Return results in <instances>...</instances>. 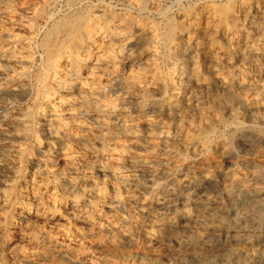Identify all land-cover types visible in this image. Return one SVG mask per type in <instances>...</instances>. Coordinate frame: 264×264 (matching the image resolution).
I'll use <instances>...</instances> for the list:
<instances>
[{"label": "bare ground", "instance_id": "obj_1", "mask_svg": "<svg viewBox=\"0 0 264 264\" xmlns=\"http://www.w3.org/2000/svg\"><path fill=\"white\" fill-rule=\"evenodd\" d=\"M134 1L0 2V137L19 144L0 152V264H264V85L239 75L264 60V0L208 6L203 48L192 13ZM213 33L245 34L239 66ZM202 97L230 120L191 115Z\"/></svg>", "mask_w": 264, "mask_h": 264}, {"label": "rangeland", "instance_id": "obj_2", "mask_svg": "<svg viewBox=\"0 0 264 264\" xmlns=\"http://www.w3.org/2000/svg\"><path fill=\"white\" fill-rule=\"evenodd\" d=\"M2 1H3V3L5 4V7H9V5H11V4H15V5H17L18 6V4L19 3H21L22 2V0H13V2H6L5 0H0V2H1V4H2ZM14 1H15V3H14ZM28 1V0H27ZM67 1V2H66ZM88 1V2H87ZM89 1H90V4H89ZM98 2V3H96V2ZM129 1H131V0H105V2L103 1V0H56V2L54 3V5H56L55 6V8H54V5L52 6V8L50 9V10H52V12H54L55 13V15H56V17H60V16H62V14H64V12L65 13H67V11H68V13H69V6L70 5H72V4H78V6H83V4H84V6H87V4L88 5H95V4H99V3H104V4H108V5H111V6H114V7H117V9L118 10H120V11H123L124 9H126V8H128V3H129ZM134 1V0H133ZM146 3H145V2ZM149 1H151V2H149ZM202 1V3L200 2V0H135L133 3H136V4H139V3H141V4H143V5H145V6H147V7H152V8H156V9H163L164 7V9L163 10H165L166 12H167V15H168V18H171V19H175L176 18V14H177V12L179 11V10H184V11H187L188 13H192L193 14V18L191 19V21L189 22V24H188V28L192 31V33H191V35L194 37L195 36V39H196V43H198V46L201 48H203V47H205V37H206V23L204 22V20H205V16H203V15H205V10H206V8H211V7H217V9H224L225 7H227L233 0H201ZM204 1V2H203ZM219 1H222V3L221 2H219ZM225 1V2H224ZM84 2V3H83ZM92 2V3H91ZM113 2V3H112ZM123 4H122V3ZM157 2V3H156ZM200 2V3H199ZM209 2H211V3H209ZM214 2H216L218 5H216ZM6 3H8V4H6ZM149 3V4H148ZM177 3V4H176ZM196 3H198V4H196ZM209 3V4H208ZM119 4H120V6H119ZM125 4H127V5H125ZM154 4V5H153ZM169 4V5H168ZM175 4V5H174ZM186 4H187V6H186ZM191 4V5H190ZM19 5H21V4H19ZM62 5V6H61ZM68 5V6H67ZM173 5V6H172ZM177 5H179V6H177ZM213 5V6H212ZM170 6V7H169ZM176 6V7H175ZM201 6V7H200ZM204 6V7H203ZM208 6H211V7H208ZM72 7V6H71ZM173 7H175V8H177V10L175 9V8H173ZM63 8V9H62ZM65 8V9H64ZM74 8V7H73ZM124 8V9H123ZM179 8V9H178ZM54 9H56V10H54ZM168 9V10H167ZM170 9H171V12H170ZM59 10H60V12H59ZM127 10H129V9H127ZM202 10H203V14H201L202 13ZM137 11V12H136ZM195 11H197V13L195 12ZM131 12V13H130ZM133 12V13H132ZM146 12V13H145ZM195 12V13H194ZM58 13V14H57ZM60 13V14H59ZM62 13V14H61ZM129 13L132 15V16H134L137 20H139L140 22H143V23H145V22H155V23H157V22H161L162 20H161V18L160 17H158V15H156V14H151V12H149V11H142V12H139L135 7H134V9H131L130 11H129ZM142 14V15H140V14ZM148 13V14H147ZM169 13V14H168ZM175 13V14H174ZM137 14H139V15H137ZM150 14V15H149ZM198 14H200L199 16H198ZM153 15V17H151ZM174 17H173V16ZM141 16V17H140ZM195 16V17H194ZM149 17V18H148ZM199 18V19H198ZM152 19V20H151ZM160 19V20H159ZM195 19H197V21L195 20ZM150 20V21H149ZM202 20V21H201ZM200 21V22H199ZM206 21V20H205ZM198 23V24H197ZM205 23V24H204ZM195 24V25H194ZM205 25V26H204ZM200 26V27H199ZM195 27V28H194ZM193 28V29H192ZM195 29V30H194ZM201 30H203V31H201ZM246 30V31H245ZM200 31V32H199ZM244 31L245 32H247V33H249L251 36H254L255 37V35H254V32L250 29V28H248V26L246 25L245 26V28H244ZM195 32V33H194ZM203 32H204V34H203ZM251 32V33H250ZM202 33V34H201ZM241 34V33H240ZM244 33H242L241 35H239L238 34V43H235V44H231V43H229V42H227V41H225L224 39H222L221 38V35L218 33V34H212V38L214 37V41H215V44L216 45H219L221 48H222V50H223V48H224V50L223 51H229L230 52V54H232L233 56H232V61H234L233 63H234V65L235 66H239L240 65V61H239V58L237 59V56H236V54H235V52H236V48H244V45H245V38H244ZM202 39H201V38ZM199 39H201V41L199 40ZM201 44V45H200ZM224 44V45H223ZM240 44V45H239ZM227 47V48H226ZM0 48H1V46H0ZM226 48V49H225ZM231 48V49H230ZM140 49H142V48H140ZM230 49V50H229ZM235 54V55H234ZM237 60V62L235 63V61ZM242 69H243V73H240L239 75H242L241 77L242 78H244V79H246V80H250V81H252V82H254V83H257V84H259V85H264V69H263V67H264V60L262 59V58H260V57H251L250 58V60H249V69L248 70H250V71H248V70H245V68L244 67H242V66H240ZM258 74H260V76L258 75ZM248 75V76H247ZM259 77V78H258ZM254 78V79H253ZM256 78V79H255ZM262 82V83H261ZM246 94H249L248 92H244V95H246ZM202 98H204V99H201V103H202V106H201V108H200V110H194V111H191L190 113H191V115L193 114V116H196V117H203V118H205V119H214L215 117H217L218 115H220V113H222V115H220L223 119L224 118H228L229 119V117H230V112L228 111L227 112V110H225V109H223V108H221V109H219V111H220V113H219V111L217 110V111H212L209 107H207V106H209L208 104H207V102L209 101V99L207 98V97H202ZM206 100V101H205ZM11 103L13 102V104L14 103H16V104H18V102L19 101H10ZM10 104V103H9ZM19 104H22V105H26V106H29V105H31V100L30 101H27V102H19ZM204 109H203V108ZM235 107H236V109H237V111H238V113H240L242 116L245 114L244 113V111L241 109V107H239V106H237V105H235ZM240 108V109H239ZM210 110H211V112H210ZM240 110V111H239ZM200 111V112H199ZM222 111V112H221ZM195 112V113H194ZM208 113V114H207ZM214 113V114H213ZM218 113V114H217ZM211 114V115H210ZM224 114V115H223ZM212 116V117H211ZM227 116V117H226ZM208 117V118H207ZM228 119H226V120H228ZM230 120V119H229ZM223 131H225V132H223ZM222 132V133H221ZM229 132V133H228ZM230 133H231V130H229V129H226V130H219V131H217L216 133H215V137L217 138L218 137V135L220 134V136H221V134L222 135H224V136H227V135H230ZM217 135V136H216ZM219 136V137H220ZM224 136H222V137H224ZM0 152L2 153V152H4V153H6L9 157L10 156H13L14 154H15V150H16V147L19 145L17 142H15V141H13L12 139H6V138H3V137H0ZM11 141V142H10ZM13 141V142H12ZM6 142V143H5ZM33 142V140L32 139H30V140H28L26 143L24 142V145L22 146V147H25V154L27 155V156H29V148H30V145H31V143ZM245 147V146H244ZM243 147V153L247 150V148L245 147L244 148ZM10 148V149H9ZM15 148V149H14ZM2 149V150H1ZM9 153V154H8ZM14 153V154H13ZM26 156V158H24V159H21L20 161L21 162H19L18 163V167L21 169V170H23L24 168L27 170V168H28V166H30L28 163V161H25V160H27V157ZM218 164H219V162H217ZM24 166H22V165ZM20 165V166H19ZM25 169L23 170V171H25ZM216 169V168H215ZM7 171L6 172H4V171H0V178L3 180V181H7V180H9L10 179V177L8 176L9 174L7 173ZM23 173V172H22ZM2 174V175H1ZM3 176V177H2ZM5 179V180H4ZM24 179H21V183H23L24 181H23ZM25 193H22V194H20V195H18L17 197L18 198H16L17 200L16 201H18V202H20V200L22 199V198H24L25 197Z\"/></svg>", "mask_w": 264, "mask_h": 264}, {"label": "clouds", "instance_id": "obj_3", "mask_svg": "<svg viewBox=\"0 0 264 264\" xmlns=\"http://www.w3.org/2000/svg\"><path fill=\"white\" fill-rule=\"evenodd\" d=\"M236 151H238L241 155H243V141H241V144H238L236 146Z\"/></svg>", "mask_w": 264, "mask_h": 264}]
</instances>
